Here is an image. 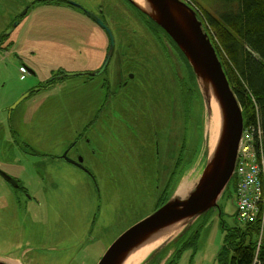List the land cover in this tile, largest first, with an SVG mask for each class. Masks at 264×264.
I'll use <instances>...</instances> for the list:
<instances>
[{"label": "rangeland", "instance_id": "obj_1", "mask_svg": "<svg viewBox=\"0 0 264 264\" xmlns=\"http://www.w3.org/2000/svg\"><path fill=\"white\" fill-rule=\"evenodd\" d=\"M27 1L0 0V35ZM72 1L103 16L113 30L114 57L94 77L105 88L95 82L86 89L88 77L81 73L102 66L109 38L82 7L65 1L41 0L34 15L9 35L21 43L28 39L23 45L29 50L39 47V59L0 58V257H22L25 264H98L123 232L172 197L182 171L196 161L200 173L187 177L199 179L208 158L206 101L178 49L163 34L150 32L140 17L144 13L129 0ZM198 1L216 13L221 5L219 0ZM57 44L71 45L72 51ZM100 48L106 51L97 55ZM53 68L74 75L16 105ZM103 107L102 134L92 133L93 126L87 135L105 141L75 146L92 173L49 158L65 146L57 150V141H71L74 128L80 130L70 124L77 111L94 116ZM75 121H81L77 114ZM89 144L100 147L97 154ZM4 174L14 175L26 190L7 185ZM234 180L219 198L220 209L180 227L139 264H220L225 227L242 225ZM186 229L179 246L199 230L195 244L174 257L173 249L160 257L159 250Z\"/></svg>", "mask_w": 264, "mask_h": 264}, {"label": "water", "instance_id": "obj_2", "mask_svg": "<svg viewBox=\"0 0 264 264\" xmlns=\"http://www.w3.org/2000/svg\"><path fill=\"white\" fill-rule=\"evenodd\" d=\"M129 1L157 23L177 44L204 95L207 119L212 114L213 104L217 105L219 131L214 148L208 145L207 162L199 179L191 185L187 184L189 188L183 195L178 192L181 184L172 197L155 212L123 232L106 250L98 264H124L134 251L159 237L164 230L176 225L178 233L180 227L212 208L219 207V198L228 188L235 172L244 128L242 106L196 11L183 0ZM69 2L78 5L73 1ZM98 23L106 28L101 20ZM106 29L110 36L111 51L114 37L110 29ZM101 72L102 70L94 74ZM23 99L24 96L16 104ZM206 138L208 144V135ZM0 264L25 263L0 257Z\"/></svg>", "mask_w": 264, "mask_h": 264}, {"label": "trees", "instance_id": "obj_3", "mask_svg": "<svg viewBox=\"0 0 264 264\" xmlns=\"http://www.w3.org/2000/svg\"><path fill=\"white\" fill-rule=\"evenodd\" d=\"M219 1L221 5L217 9L218 13L216 9L207 8L199 2L203 12L198 16L203 21V27L213 42L230 85L242 106L244 124L253 123L262 130L256 148H261L264 156V0ZM152 24L158 27L156 23ZM169 39L182 55L179 47ZM183 58L186 59L184 55ZM234 184L236 186L235 180ZM225 229L228 232L217 257L220 264H264V226L260 239L259 219L239 226H226ZM186 232L164 246L159 256L167 255L173 249L174 257L186 245L195 244L199 230L192 231L191 240L179 246Z\"/></svg>", "mask_w": 264, "mask_h": 264}, {"label": "flooded vegetation", "instance_id": "obj_4", "mask_svg": "<svg viewBox=\"0 0 264 264\" xmlns=\"http://www.w3.org/2000/svg\"><path fill=\"white\" fill-rule=\"evenodd\" d=\"M41 0H28L24 6L22 7V9L18 10L17 13L14 16V19L12 20L11 24L3 31V33L0 35V58L1 59H5V58H15L19 61H25L24 58L27 57L29 58V60L34 63L35 59H39L40 58V48L36 47V49H30L29 50V45H23L25 42L30 43V41L28 39H25L24 43L20 41V39L17 41L16 38H12L9 35H11L10 33H13L16 28L18 27L19 23H22L24 21V19L27 17H32L36 11V8H38V3ZM44 1H55V0H44ZM59 1H65L66 3H68L69 5L74 6L72 3H69L68 0H59ZM72 1V0H71ZM75 7V6H74ZM85 7L82 6L81 9H83L85 11V13L88 15V17L91 18V20L95 23L97 22L96 19L99 17L101 21H103L110 29L111 27L108 25L107 21L103 18V16L99 15L96 12H91L89 10H87ZM24 9V10H23ZM11 12V11H10ZM140 17L142 18L143 22L145 23L147 29L152 32L155 36H160L162 33L154 26L151 24L150 20L147 17H144L143 15H140ZM0 19H2V17H0ZM100 27V26H99ZM101 28V27H100ZM102 29V28H101ZM104 30V29H103ZM105 31V30H104ZM113 32V30H112ZM106 33V31H105ZM107 34V33H106ZM164 36H166L164 34ZM109 38V37H108ZM110 41H109V46H108V50L105 56V59L102 63V66L95 70V69H88L86 68L84 70L83 75H86V78L88 77V79H86L84 82L85 88L87 89L90 85H92L93 83L96 82V84H98V81H96L94 79L95 76H98L100 74H102L103 72L106 71L108 65H110L113 57H114V52H115V44L112 46V49L110 51ZM57 47H65L67 45H63V44H57L55 45ZM67 47H69L70 49L68 51H72V46L68 45ZM105 47V46H104ZM102 49L104 50V52L106 51V48H100V51L98 50V52L96 53L97 55H99V52L102 53ZM27 51V52H25ZM86 56V54H85ZM120 54L116 55V58H119ZM99 61V59H98ZM25 66V65H24ZM24 66H21V68H23L24 70H26V68ZM104 67V68H103ZM103 68V69H102ZM95 70V71H93ZM102 72L98 75H94L93 73L97 72V71H101ZM69 75L65 74V72L63 71H56V68L51 69V76L48 77V79H46L43 82H40L38 85H35L33 87H31L30 89L27 90L26 94L24 95L25 97L28 96H35V93L39 90H48L49 88L51 89L53 86L58 85L59 82L61 81V79H64L65 77H67ZM62 82V81H61ZM105 84V83H104ZM104 84H102V87H104ZM99 88H102L100 84ZM126 85V84H125ZM122 86L123 83H122ZM105 88V87H104ZM103 89V88H102ZM17 105V104H16ZM14 105V106H16ZM145 105V104H144ZM134 109V108H133ZM141 110H145V107L143 105L140 106ZM103 110V111H102ZM101 109H99L98 113H96L94 116L88 112L87 110H81V111H77L74 116L73 119L74 120H70V124L73 127H76L74 124L76 125H80L81 128L80 130L74 128V133L75 136L71 139V141H57L58 145H56V149L58 150V146H62L65 145L63 150L61 152H58L57 154L54 155H49L52 157V159H59V160H64L66 162H69L71 164H73L74 166L79 167L80 169H82L83 171H85L86 173H92L84 168H82L79 164V162H82L83 165L84 164V155L80 152L79 149H77L75 146L78 142H90L93 144H97L96 141L97 140H101V141H105V139H97V138H92L91 136L87 135V132L91 129V127H93V131L97 132L98 134H102L101 130L99 129L100 123L98 122L101 115L104 112V107ZM113 111L116 110V108H112ZM77 114L78 119L81 118L80 123H76L75 121V115ZM105 119V118H104ZM103 119V121H104ZM119 121H122L121 119H118ZM98 122V123H97ZM123 122V121H122ZM92 145H88L87 147H89L90 149H93V154H97L98 150H99V146L92 148ZM98 145V144H97ZM134 150V148L132 149ZM125 156H130L127 152H124ZM68 158H72L76 161H79L78 163H73L68 161ZM81 160V161H80ZM6 173H12L8 170H5ZM10 175V176H9ZM12 174H4L3 176H1L3 178V180L5 181V183L7 185H9L10 187H14L16 189H21L23 191H25L26 189L23 188L20 184V180L18 178H16L14 175ZM14 259H19L20 261H22V257H11Z\"/></svg>", "mask_w": 264, "mask_h": 264}, {"label": "built area", "instance_id": "obj_5", "mask_svg": "<svg viewBox=\"0 0 264 264\" xmlns=\"http://www.w3.org/2000/svg\"><path fill=\"white\" fill-rule=\"evenodd\" d=\"M259 125L249 124L240 144L237 175L238 216L242 221H252L258 216L264 219V158L262 150L256 148L261 140Z\"/></svg>", "mask_w": 264, "mask_h": 264}, {"label": "bare ground", "instance_id": "obj_6", "mask_svg": "<svg viewBox=\"0 0 264 264\" xmlns=\"http://www.w3.org/2000/svg\"><path fill=\"white\" fill-rule=\"evenodd\" d=\"M206 131L209 145L211 148H214L219 131V116L217 105L215 103L212 106V114L207 119ZM188 188L189 186L186 183H183L178 190L179 194H185ZM177 230L178 229L176 225L164 230L159 237L142 245L140 248L134 251V253H132L124 262V264H139L151 251L164 244L167 240L171 239L176 234Z\"/></svg>", "mask_w": 264, "mask_h": 264}, {"label": "crops", "instance_id": "obj_7", "mask_svg": "<svg viewBox=\"0 0 264 264\" xmlns=\"http://www.w3.org/2000/svg\"><path fill=\"white\" fill-rule=\"evenodd\" d=\"M65 80V78L64 79H61V81H64ZM13 127H11V129H12ZM206 132V131H205ZM172 140V139H171ZM208 145H209V142H208V144H207V152H206V154H207V157H208ZM178 148H179V150H181L182 148L184 149V145L181 143L179 146H178ZM178 150V151H179ZM49 158L51 159L52 157L51 156H49ZM59 160V159H58ZM121 160H123V158L121 159ZM63 163H65V164H67L68 166H71V165H73V164H71V163H69V162H66V161H64V160H61ZM206 161H207V159H206ZM77 167V166H76ZM88 168H89V166H87ZM200 167H201V164H200V161H196V162H194L193 163V165H192V167L191 168H189V169H184L183 171H182V173L185 171L186 173H184V174H181V175H183V176H180V178H179V180H178V184H177V187H176V190H175V192L178 190V188H179V186L181 185V184H183V183H186V184H189V185H191V184H193L197 179H198V177H196L192 182L190 181L191 179H188V177H187V175H188V173H190V174H192V173H200ZM79 168V167H78ZM82 170V169H81ZM79 172V171H78ZM81 172V171H80ZM85 172V171H84ZM83 173V172H82ZM190 176V175H189ZM2 224V223H1ZM3 225V224H2ZM167 256V255H166ZM150 258V257H149Z\"/></svg>", "mask_w": 264, "mask_h": 264}]
</instances>
